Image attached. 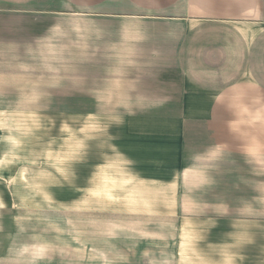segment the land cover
Segmentation results:
<instances>
[{"label":"crops","instance_id":"crops-1","mask_svg":"<svg viewBox=\"0 0 264 264\" xmlns=\"http://www.w3.org/2000/svg\"><path fill=\"white\" fill-rule=\"evenodd\" d=\"M6 51L75 77L51 105L116 108L124 156L151 158L119 186L135 235L264 220V0H0Z\"/></svg>","mask_w":264,"mask_h":264},{"label":"rangeland","instance_id":"rangeland-1","mask_svg":"<svg viewBox=\"0 0 264 264\" xmlns=\"http://www.w3.org/2000/svg\"><path fill=\"white\" fill-rule=\"evenodd\" d=\"M3 56L0 264H264V220L183 221L175 245L135 235L119 186L133 160L151 158L124 156L116 108L51 105L64 102L62 90L74 102L75 77L67 86L47 82L24 69L28 61Z\"/></svg>","mask_w":264,"mask_h":264}]
</instances>
